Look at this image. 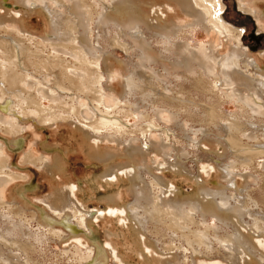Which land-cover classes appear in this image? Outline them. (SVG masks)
Segmentation results:
<instances>
[{"label":"rangeland","instance_id":"obj_1","mask_svg":"<svg viewBox=\"0 0 264 264\" xmlns=\"http://www.w3.org/2000/svg\"><path fill=\"white\" fill-rule=\"evenodd\" d=\"M46 1L52 5H57L59 2V0ZM110 1L82 0V7L86 14L93 12L90 14L93 16L92 38L94 42L99 40L102 45V51L99 53L108 52L111 56L113 55L110 56L115 72L113 80L110 81L109 74L104 71L107 70L105 65H103L104 70L101 71L103 79L93 72L94 69H88L87 72L90 73L86 78L89 79L90 84L86 87L87 90L85 88L84 91L76 92L74 89H78L77 87L81 83L78 85V82H74L75 84L68 85L72 94L64 95L65 103L61 102L62 106L60 103L59 105L53 104L46 99L41 100V105L45 107V112H49L46 118L50 117V112L54 110L71 116V104L74 101L72 97L77 93L80 95V102L88 105L89 108L94 109L99 106L102 111L100 114L109 112L110 116H116L115 118L122 121L125 127L121 131L101 130L104 136L108 133L116 134L121 137L120 141L103 139L98 145L100 144L99 148L102 151L120 149L123 153L108 163L89 156L88 141L83 132L76 131L73 123L68 120L51 124L41 121L39 117L35 116L26 121V126L22 130L17 127L15 130L8 129L9 132H7L5 127H1L0 175H6L7 180L0 186V257L9 264L14 263L8 258L16 257L14 254H18L20 257L22 262L19 264H84L85 260L79 258L78 252H87L86 250L90 247L95 248V244L107 247L109 250V245L113 242L123 254L127 255L130 264H147L146 260L135 254L131 248L133 238L127 223L135 229L136 227L133 222L127 220L124 206L136 205L138 194L132 190L130 179L125 173L118 174L117 179L110 184H106L101 179L110 163L112 165V162L114 164L131 162V158L125 155L126 147L130 142L137 146L140 145L148 151L145 162L142 155L134 160L138 165L142 163L139 170L145 174L148 181L156 180L155 174H158L176 187L179 190L178 196L185 199L193 197L200 188L216 190L220 189L222 185L230 183L232 185L227 188L228 194L233 193V198L236 199H241V197L243 199L242 195H244L248 200L247 207L251 211L246 212L245 222L252 225L254 219L258 218L257 220L261 222L260 227L264 228V153L254 156L253 162L244 165L240 162L238 154L228 147L225 140L227 124L235 121L242 123L246 119H252L260 125L257 137L249 139L247 136L250 131L242 132V126L241 135L239 134L242 136V142L247 147L256 145L259 141L264 144V116L252 114L248 109L243 108L242 110L238 100L236 102L234 99L223 97L220 91H215L211 85L212 78L207 77L200 68H195L196 70L192 71L193 74L183 68L177 71L176 69L171 70V61L177 55L173 51V47H170V44L172 46L173 43L168 44V41L153 30L144 28L147 32L145 37L147 42L149 41L148 46L151 48L147 46V49H150L146 50L148 58L142 56L141 47L135 42L126 46L115 45L113 42L118 29L116 24L111 23L100 29L96 27L102 8ZM242 1L247 5L254 6L264 14V0ZM5 3L7 8L18 6L13 0H8ZM223 3L224 10L222 12L225 20L235 27L243 28L242 40L244 43L246 42L244 47L248 49L249 53L256 55L261 61V66L264 67L262 54L264 52V28H261L254 16L245 13L240 8L239 0H223ZM58 8L66 11L65 6H56V9ZM173 11L172 14H177L175 16L179 18L178 20L183 22L186 19L179 8L173 9ZM181 16L183 19L180 18ZM26 23L32 31L36 34L39 33L37 35L39 37L48 32L51 26L50 18L43 9L27 18ZM197 27H186L187 29L185 28L183 32L179 33L178 39H183L184 42L191 43V45L208 44L210 40L217 43L221 41L223 45L219 46L218 55L224 56L228 52L229 43L222 38L217 30H211L213 34L209 35L203 26ZM120 41L124 43V38ZM48 53L45 51L44 55L47 56ZM150 60L151 62H149ZM165 68L169 69V72ZM30 71L40 78L45 73L42 69ZM41 71L42 73H40ZM84 72L86 73V70ZM51 75L53 77L54 73ZM131 77H133L132 82L135 85L132 90L127 87ZM101 89H104V95H106L103 105H100L96 100ZM105 104L108 105V108L104 106ZM208 105L215 108L214 116H210L207 111L206 106ZM158 108L163 111H158ZM73 115L76 120L79 118L82 120L80 121L82 125L89 124L81 115L77 116V113ZM98 119L99 113H97L94 122ZM247 128L249 127L247 126ZM232 133L236 134L235 131ZM239 135L237 136L239 137ZM154 141L161 145L166 143L162 153L153 152ZM210 143L212 146L214 144L213 149L206 147ZM151 145L153 146L151 147ZM149 150L152 152L149 153ZM43 158H46L48 162L42 161ZM168 160L171 162L180 160L179 162L183 166L178 171H174L170 167L166 170L156 167ZM134 161L132 158V162ZM48 165H52V171L49 170ZM227 165L234 166L238 173H248L251 176L248 182L240 177V174L233 176L230 182L227 178L221 177L222 168ZM69 185L76 189V195L69 205L76 213V217L74 216L73 219L72 216V219L77 221L79 217L85 216L83 219L80 218V221L83 220L85 223L83 236L86 238V244L77 242L65 244L63 239L59 238L58 232L55 231L61 226L49 222L47 214H52L50 196L56 190L65 189ZM238 188L242 189V195L238 194ZM154 189L155 195L160 194V187L156 186ZM122 207L124 208L122 209ZM111 211L114 212L113 216ZM63 212L65 211L60 208L56 214L64 215ZM193 215L195 216V214ZM206 223L208 229L210 228L207 240L212 251L210 253L215 259H220L225 254L224 245L215 237L214 232L216 230L220 235H224L231 231V227L212 217H209ZM203 228L204 226L197 222L187 225L166 217L163 219L150 218L147 231L152 238L157 239L156 243L161 251L166 253L170 251L177 255L178 264H194L193 247L203 251L208 247L206 244L199 245V242H195L198 239L195 234H198V231L202 232ZM63 230L66 231V229ZM200 240L203 241V238ZM190 241L192 244L189 243ZM15 243L21 244L23 249L16 248ZM148 243L150 242L148 241ZM135 245L145 255L148 253L143 244L141 247L140 244ZM113 261L114 258H111L110 261L102 264L118 263ZM90 262L88 261V263Z\"/></svg>","mask_w":264,"mask_h":264},{"label":"bare ground","instance_id":"obj_2","mask_svg":"<svg viewBox=\"0 0 264 264\" xmlns=\"http://www.w3.org/2000/svg\"><path fill=\"white\" fill-rule=\"evenodd\" d=\"M6 1L8 0H0V128L5 127L7 132H9L8 129L15 130L17 127L22 130L26 126V121L35 116L39 117L41 121L51 124L68 120L73 123L77 129L76 131L81 130L83 132L84 137L88 141L89 156L108 163L111 159H115L116 156L122 154L123 152L120 149L102 151L99 148L100 144L98 145L103 139L112 141L113 139L119 140L121 138L113 133H108V135L104 136L101 132L102 129L121 131L125 127L119 118H115L116 116H110L109 112L104 113L105 115L100 114L102 111L99 106L94 109L89 108L88 105L80 102V95L77 93L72 97L74 101L71 104V116L54 110L50 112V117L46 118L49 112H45V107L41 105V100L46 99L53 104L59 105L60 103V106H62L61 102H64V95L66 96V94L70 93L68 85L75 84L74 82H78V85L81 83L77 87L78 89H74L76 92L84 91L90 84L89 79L86 78L87 74L90 73L87 72L88 69H94L92 71L103 79L101 71L104 70L103 65H105L107 70L104 71L109 74L110 81L113 80L115 72L113 71V63L110 60L113 55L111 56L108 52L99 53V51H102V45H100L99 40L94 42L92 38L93 16L90 14L93 12L86 14L82 7V0H59L57 5H52L46 0H13L18 6H12L11 8L6 7ZM56 6H65L66 11L60 8L56 9ZM239 6L245 13L254 16L261 28H264L263 13H260L254 6L247 5L242 0H239ZM177 8L186 16L183 22L176 18L175 15L177 14H172L173 9L177 10ZM42 9L47 12L51 26L48 32L39 37L37 36L39 33L36 34L28 27L26 19ZM223 10V0H169L166 2L165 0H111L104 5L98 21L95 22L97 24L96 27L99 29L111 23L116 24L118 29L113 43L118 46H126L135 42L141 47L142 56L146 58H148L146 50L150 47L148 46L149 41L147 42L145 37L147 33L145 29L153 30L164 40L168 41V44L173 43L172 46L170 44V47H173V51L177 55L173 56L171 70L176 69L177 71L183 68L187 72L192 73L195 68H200L201 72L212 78L210 83L215 91H220L221 95L228 99L238 100L242 110L243 108L248 109L252 114L264 116V67L261 66L259 58L251 54V52L249 53L248 49L244 47L246 42L244 43L242 40L243 28L235 27L228 23L223 15ZM197 26H203L209 35L213 34L211 30H217L222 38L229 43L228 52L224 56L218 55L220 52L219 46L223 45L221 41L217 43L214 40H210L208 44L191 45V43L184 42L185 40L183 41V39H178L179 33L183 32L186 27L194 28ZM123 38L124 43L120 41ZM147 46L149 47L148 49ZM45 51H48L49 55L45 56ZM262 54L264 56V52ZM29 69H36V71L42 69L45 73L40 78L39 76L36 77L35 73L32 74ZM84 70H86V73ZM167 70L169 72V69ZM53 73L54 75L51 77ZM173 74H175L174 71ZM132 79L133 77L130 78L127 85L130 90L135 86ZM105 96L104 89L100 90V94L97 97L95 96L100 105L105 103ZM104 106L108 108V105L105 104ZM206 109L210 116L215 115V108L208 105ZM159 110L162 109L158 108ZM76 113L77 116L81 115V117L86 119L89 124L85 125L83 123L84 125H82L80 118L76 120L75 115H73ZM97 113H99V119L94 122L97 118ZM242 126V132L250 131L248 136L246 135L249 139H256L260 125L252 119H246L242 123L241 121H235L226 125V144L238 154L237 156L241 159L240 162L245 165L253 162L254 156L264 153V144L259 141L256 145L247 147L242 142V136H240ZM232 131H235L237 135L240 134L239 137ZM154 144V150L151 149L153 152L162 153L164 151L166 143L161 145L154 141ZM213 146L210 143L206 147L213 149ZM1 147L0 145V155L2 152ZM126 148L125 155L131 158V162L125 164H114L112 162V165L110 163L107 165L109 167L103 173L101 179L106 184H110L117 179L118 174L125 173L131 181L132 190L138 194L135 201L136 205L124 206L127 220L133 222L134 224H132L137 229L127 223L133 238L131 248L135 254L146 260L147 264H178L177 255L174 252L171 253L169 251V253H166L161 251L156 243L157 239L152 238L147 231L150 218L163 219L167 217L170 220L183 222L187 225L197 222L204 226L202 232L198 231V234H195L198 237L195 242H199V245L206 244L208 247L204 248V251L193 247L194 264H264V228L260 227L261 222L257 220L258 218L254 219L252 225L245 222L246 212L250 208L247 207L248 200L242 195L241 188H238L237 191L238 194L243 196V199L241 197L242 200L233 198V193L228 194L227 188L232 185L230 183L224 184L220 189L216 190L200 188L199 190L197 189L198 192L193 197L182 198L178 196L179 190L163 179L162 176L155 174L156 180L148 181L144 176L145 174L139 170L142 167L140 166L142 163L139 162L140 164L138 165L134 160H137L139 155H142L144 161L148 151L140 147V145L132 144V142ZM151 150H149V153ZM132 158L134 162H132ZM42 161L48 162L46 158H43ZM179 161L171 162L168 160L166 163L155 165L161 170H166V168L169 169L170 167L174 171H178L183 166ZM48 166L49 170L52 171V165ZM156 171L158 170L156 169ZM237 174H240V177L246 182L251 177L248 173H238L234 166L232 167L231 165L223 166L220 176L224 179L227 178L230 182V179ZM5 180H7V176L0 175V186L3 185ZM199 182H201L200 179ZM156 186L161 188L158 195H155L154 188ZM75 195L76 189L72 185L67 186L65 189L56 190L49 198L52 214L48 213L47 215L50 219L49 222L61 226L60 229H55V231L58 232L59 238L63 239L65 244L71 242L86 244V238L83 236L85 223L82 220L85 216L83 218L79 217L77 221H74L76 213L72 211V206H69ZM60 208L65 211L63 212L64 215L56 214V211ZM141 211L142 213H140ZM111 212L113 216L114 212ZM193 214L197 215V217ZM209 217L226 223L231 227V231L224 235H220L216 230L214 232L215 237L224 245L225 254L220 259L214 258L207 243L210 228L208 229L205 224H207L206 221ZM80 218H82V221H80ZM122 219L127 222L124 218ZM63 229H66V231ZM200 238H203V241ZM141 243L148 252L146 255L135 245L140 244L139 246L141 247ZM189 243L192 244L191 241ZM15 244L19 250L23 249L21 244ZM109 247L110 249L108 250L107 247H100L95 244V248L90 247V249L86 250L87 252H78L80 254L79 258L85 260L84 264H102L110 261L111 258H114V261L118 262L117 264H130L127 255L117 248L116 243H110ZM14 255L16 257L11 256L8 258L14 261L13 264L21 263L19 255ZM88 261L91 262L88 263ZM0 264L9 263L3 261L0 257Z\"/></svg>","mask_w":264,"mask_h":264}]
</instances>
